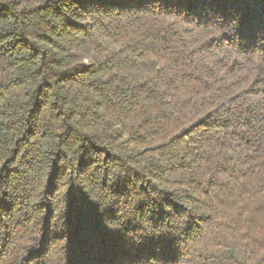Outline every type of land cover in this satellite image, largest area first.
<instances>
[{"label": "trees", "instance_id": "obj_1", "mask_svg": "<svg viewBox=\"0 0 264 264\" xmlns=\"http://www.w3.org/2000/svg\"><path fill=\"white\" fill-rule=\"evenodd\" d=\"M0 264H264V0H0Z\"/></svg>", "mask_w": 264, "mask_h": 264}]
</instances>
